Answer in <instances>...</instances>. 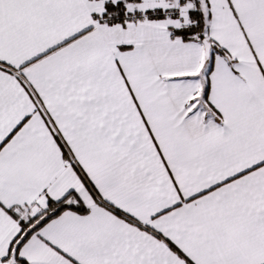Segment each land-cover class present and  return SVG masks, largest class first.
Instances as JSON below:
<instances>
[{"label":"snow or ice","instance_id":"snow-or-ice-1","mask_svg":"<svg viewBox=\"0 0 264 264\" xmlns=\"http://www.w3.org/2000/svg\"><path fill=\"white\" fill-rule=\"evenodd\" d=\"M0 264H264V0H0Z\"/></svg>","mask_w":264,"mask_h":264}]
</instances>
